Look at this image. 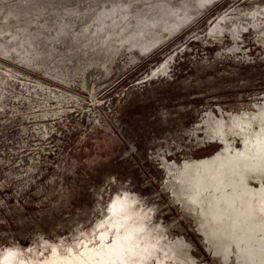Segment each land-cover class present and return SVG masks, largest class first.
I'll list each match as a JSON object with an SVG mask.
<instances>
[{
	"label": "rangeland",
	"instance_id": "1",
	"mask_svg": "<svg viewBox=\"0 0 264 264\" xmlns=\"http://www.w3.org/2000/svg\"><path fill=\"white\" fill-rule=\"evenodd\" d=\"M228 155L264 189V0H0V264L109 242L124 201L150 264H264V217L178 175Z\"/></svg>",
	"mask_w": 264,
	"mask_h": 264
},
{
	"label": "bare ground",
	"instance_id": "2",
	"mask_svg": "<svg viewBox=\"0 0 264 264\" xmlns=\"http://www.w3.org/2000/svg\"><path fill=\"white\" fill-rule=\"evenodd\" d=\"M197 1L201 3L207 0ZM254 153H257V151ZM221 164L222 167L227 165L223 177L221 175L216 177L214 166L208 162L200 161L184 164L178 170V175L185 184L200 186L210 198L212 214L210 212L209 215L211 216L207 221L220 218L219 214H221V218H224L223 212L226 209H235L236 203L241 204L235 210L242 217L246 218V216L252 215L263 218L264 189L248 187L243 180L242 173L247 170V166L252 170V164L247 165L246 162L241 160V156L234 155H228L225 162ZM130 205L126 201L122 203V210L120 211L122 216L118 218L115 215L118 208H114L113 214L115 217L110 225L111 240L109 242L106 240L108 234V231H106L99 235L100 243L97 246L85 245L82 252H80L82 255L75 254L73 257L58 255L46 264H150V260L152 257L157 256L158 252L165 257L164 255L168 252V245L148 235L142 218L138 221L135 220L138 213L136 210H131ZM261 229L262 232H258L256 239L257 247L261 249L262 260L264 261V221ZM243 243L248 245L246 242ZM14 256L13 253H7L3 259V264H13ZM157 261L161 262L159 258Z\"/></svg>",
	"mask_w": 264,
	"mask_h": 264
}]
</instances>
